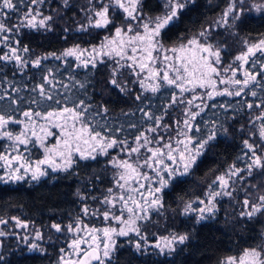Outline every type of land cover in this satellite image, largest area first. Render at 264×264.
<instances>
[{
	"label": "snow or ice",
	"instance_id": "6c2138e0",
	"mask_svg": "<svg viewBox=\"0 0 264 264\" xmlns=\"http://www.w3.org/2000/svg\"><path fill=\"white\" fill-rule=\"evenodd\" d=\"M195 2L157 0L156 7L162 11L153 16L145 14V0H88L87 6L81 9L86 22L78 24L76 31L91 34L90 29H106L110 35H104L99 44L87 48L75 45L59 54L48 52L36 56L34 49L23 43L22 33L25 29L53 31V15H45L40 7L45 0H27L23 11L20 5L24 0H0V71L12 65L15 72L23 76L30 68L43 71L44 61L61 60L67 64L69 57L76 61V68L83 69H97L99 65L112 61L107 83L113 89L129 95L128 84L136 83L142 91L134 99L141 101L144 93L156 94L163 87H168L177 90L171 95L169 107L184 105L182 118L174 121L175 127L164 123V115L138 107L143 118L151 124L135 134L130 142L128 138L117 135L121 129L94 124L93 105L85 98L67 95L70 86L55 77V69L48 68L46 74H42L41 82L31 88L36 95L29 103L36 104L38 110L29 107L21 111L19 115L23 119L0 112V140L8 142L7 147L0 150V185L28 180L39 182L49 176V170L76 175L80 162H85L87 166L86 162L96 161L100 156L109 157L112 167L117 169L113 187L107 189V194L100 199L92 197L98 207L86 203L88 195L77 189V196L84 202L82 216L77 215L66 225L51 224L55 233L71 234L72 237L67 243V250L64 247L59 249L58 264H111L119 237H137L128 243L133 245L138 255H144L151 248L156 250L157 256L163 255L165 259L177 251V245L189 241L188 233H176L161 236L154 244H148L146 225L152 221L153 213H159L164 208V189L186 183L184 178L199 169L203 163L201 157L215 146L219 132L227 133L228 129L215 120L210 127L207 121L201 127L197 118L209 107H216L208 102L221 96L250 94L256 97L257 92L252 85L260 84L257 77L264 73V60L260 59L264 57V34L255 40L240 38L243 49L231 63L222 58L221 46L212 42L213 33L221 28L229 29L232 36L238 37L235 29L243 23L246 11H255L264 18V0H251L250 3L249 0H228L213 25L203 28L186 42L165 45V30L178 27L186 10H191L189 5ZM62 7H72L70 0H63ZM14 14L16 22L12 23ZM63 31L66 33L69 29ZM257 64L258 72L246 67H256ZM126 76L135 79L126 80ZM70 78L75 80L71 74ZM58 84L64 89V94L59 93ZM76 86L83 90L85 97L88 95L87 81H76ZM246 89L249 90L247 93ZM4 98L0 96V99ZM8 99L18 105L17 99L11 96ZM20 100L24 98L20 97ZM43 102L50 103L45 105ZM219 107L227 111L226 105L220 104ZM246 107L249 110L253 107L264 109V103H247ZM164 111L167 112V108ZM107 112V107L99 105L95 115ZM255 121H261L259 143L243 140L246 151L238 157L243 166L236 163L229 165L212 180L202 195L184 204L181 215L192 216L196 224L215 219L219 199L234 198L233 194L241 190L238 186L243 185V190L247 192L251 186L257 195L253 201L248 198L252 194H246L242 200L240 220L245 224L253 220L262 222L264 188L251 181L245 182V175H242L246 173L247 177H251L255 171L264 177V110L255 116ZM10 124L22 125V129L14 133L9 130ZM130 127L136 128L137 125ZM53 129L58 131L53 132ZM49 137H55L51 144L48 143ZM33 149L42 156H35ZM112 150L126 158L111 156ZM149 172L154 175H149ZM13 219L17 227H28L19 219ZM86 219L101 220L105 226L86 223ZM7 223V220L0 219V224ZM5 235L0 231V237ZM33 239H43L39 230ZM28 249L42 254L45 252L34 242L28 244ZM217 264H264V231L259 244L244 248L239 255L226 256Z\"/></svg>",
	"mask_w": 264,
	"mask_h": 264
},
{
	"label": "trees",
	"instance_id": "16d2710c",
	"mask_svg": "<svg viewBox=\"0 0 264 264\" xmlns=\"http://www.w3.org/2000/svg\"><path fill=\"white\" fill-rule=\"evenodd\" d=\"M62 2L63 0H45V3L40 6L45 15H53V31L35 32L25 29L22 33L23 43L34 49L36 56L48 52L59 54L75 45L87 48L93 44H99L104 35H110L106 29H90L91 34L76 31L78 24L86 22L85 13L81 9L87 6L88 0H70L72 7L67 9L62 7ZM227 2L228 0H196L195 4L189 5L191 10H186L178 27L172 28L171 31L165 30L167 34L163 42L166 46L186 42L203 28L213 25L224 11ZM145 4L144 12L147 15H158L162 11L156 7L157 0H145ZM26 5L27 0H24V3L20 5L22 11ZM11 22H16L15 14ZM65 28L69 29L66 33L63 31ZM235 31H238V37L232 36L230 30L225 28L213 33L212 42L221 46L222 58L227 63H231L242 50L240 38L254 40L259 38L260 34H264L262 14L246 11L243 23L239 24ZM43 63L45 65L43 71L30 68L23 76L15 72L12 65H7L3 71H0V96L5 97L0 99V112L23 119L19 115L21 111L29 107L38 110L36 104L29 103L30 99L36 95L31 92V88L41 82L42 74H46L48 68H52L55 69V77L70 86L67 95L85 98L93 105L94 124L99 123L112 129H121L117 135L120 138H128L130 142L135 134L151 124V121L143 118L138 107H145L156 115H164V123L171 124L173 127H175L174 121L182 118L183 104L169 107L171 95L175 91L172 88L163 87L156 94L144 93L141 101L134 99V96L142 91L136 83L128 84L131 90L129 95L113 89L107 83L112 61L99 65L97 69L76 68V61L71 57L67 58V64L64 61L52 59ZM68 65L72 67L69 68ZM70 74L75 77V80L70 78ZM125 79L134 80L135 78L126 76ZM76 81L88 82L86 97L83 95V90L76 86ZM57 88L60 94H64L61 85L58 84ZM14 89L20 91L16 92ZM9 96L17 99L18 105L13 104L8 99ZM20 97L24 100L21 101ZM215 102L216 100L210 101V104ZM48 103L50 102H43L45 105ZM99 105L108 108L107 114L95 115ZM229 107H231L230 101ZM166 108L167 112L164 111ZM208 112L212 110L208 109ZM231 114L228 111L224 112L220 118L215 116L209 119V127L215 120L228 129L227 133L222 130L219 132L218 139L214 142L215 146L201 157L203 163L200 164L199 169L191 176L184 178L186 183L179 187L170 185L164 189L162 193L164 208L159 213H153L152 221L146 225L148 243H154L161 236L176 233H188L189 241L183 245H177V251L165 259L163 255L157 256L155 249L151 248L144 255L136 254L133 245L128 243L129 240L138 239L135 236L119 238L111 264H217L218 260L226 256L239 255L244 248L259 244L261 232L264 231V218H261V223H257L256 220L247 224L243 223L239 217L242 211L239 207L243 206L242 200L239 203L226 197L219 199L215 219L200 224H196L192 216L180 214L184 204L202 195L212 180L223 173L229 165L236 163L243 166V162L238 160V157L246 151L243 145L244 139L259 143L250 137L247 131V119L240 117L238 132L236 121L230 118ZM205 118V113L197 118L202 128ZM132 124L137 127H130ZM8 127L14 133L22 129V125L19 124H10ZM52 131L55 132L54 129ZM149 135L152 134L149 133ZM7 143L0 140V150L7 147ZM32 151L35 156H42L39 151L35 149ZM111 156L126 158L116 150H112ZM86 163L87 166L85 162H80L76 175L49 172V176L42 178L39 182L28 180L0 185V219L8 221L7 224H0V231L6 233L5 236L0 237L2 243L0 256H3L0 264H58L61 255L59 249L64 247L67 250V243L72 237L71 234L55 233L51 224L66 225L77 215L82 216L81 207L84 202L77 196V189L88 195L86 203L92 207H98L96 200L92 197L100 199L107 194L109 187H113V178L117 169L112 167L109 157L100 156L96 161ZM145 171L148 170L145 169ZM149 175L154 173L149 172ZM242 175H245V182L251 181L264 188V177L258 172L254 171L251 177H247L246 173ZM247 193L252 194L248 197L249 199L257 195L256 190L251 186L247 188ZM13 218L26 223L28 227L26 229L17 227ZM85 222L100 227L105 226L101 220L86 219ZM37 230L42 234V240L33 239ZM33 242L45 252L42 254L39 251H30L28 244Z\"/></svg>",
	"mask_w": 264,
	"mask_h": 264
},
{
	"label": "flooded vegetation",
	"instance_id": "af4514ba",
	"mask_svg": "<svg viewBox=\"0 0 264 264\" xmlns=\"http://www.w3.org/2000/svg\"><path fill=\"white\" fill-rule=\"evenodd\" d=\"M258 39V38H256ZM255 40V39H254ZM261 60H264V57L260 58ZM250 71L252 72H258L259 71V64L256 65V67H251L250 65L246 66ZM238 78L243 79L241 75H238ZM264 73H261L260 76L257 77V80L260 81V84L252 85V88L257 92L256 97H252L250 94L243 95L241 97H227V96H221L216 98V102L214 103L216 107H209L208 109H211L212 112H208V109L205 110V121H209V119H213V117L220 118L224 115V112L230 111L231 119L235 120L237 123L236 130L240 131V117L243 116L248 121V129L250 137L255 139L256 141H259L258 139V130L259 126L261 124V121H255V116L258 115L262 110L261 108L253 107L251 110H249L246 105L247 103L255 104H261L264 103ZM223 87V86H222ZM249 90L246 89L245 92L247 93ZM229 101L231 102V107H229ZM209 105L210 101L208 102ZM224 103V105L227 106V111H225L224 108L219 107L220 104ZM210 115V118H209ZM216 118V119H217ZM207 119V120H206ZM255 121V122H253ZM209 123V122H208ZM118 242V240H117ZM1 243V240H0ZM2 246V243H1ZM114 254V253H113Z\"/></svg>",
	"mask_w": 264,
	"mask_h": 264
},
{
	"label": "rangeland",
	"instance_id": "374dc122",
	"mask_svg": "<svg viewBox=\"0 0 264 264\" xmlns=\"http://www.w3.org/2000/svg\"><path fill=\"white\" fill-rule=\"evenodd\" d=\"M255 12V11H254ZM256 13V12H255ZM221 16V15H220ZM173 46V45H172ZM243 49V48H242ZM242 51V50H241ZM234 59V58H233ZM222 87V86H221ZM175 90V89H174ZM175 91H177V90H175ZM189 95V94H188ZM55 130V132H57L58 130H56V129H54ZM55 141V137H49L48 138V143L49 144H51V143H53ZM49 172H51V170H49ZM238 187H240L241 188V190L240 191H238V192H235L234 194H233V197L234 198H230V199H232L233 201H235L236 200V202H239V203H241L240 201L241 200H243L244 198H245V196H246V194H247V192L245 191V190H243V185H240V186H238ZM226 198H228V197H226ZM255 198L256 197H252V198H250V199H252L253 201H255ZM239 209H242L243 210V206L242 207H239ZM112 226H117V225H115V224H113ZM170 236V235H169ZM119 238H121V239H125L126 237H119ZM119 238H117V240L119 239ZM157 241V240H156ZM155 241V242H156ZM154 242V243H155ZM154 243H148V244H154ZM156 251V250H155Z\"/></svg>",
	"mask_w": 264,
	"mask_h": 264
},
{
	"label": "water",
	"instance_id": "95a60500",
	"mask_svg": "<svg viewBox=\"0 0 264 264\" xmlns=\"http://www.w3.org/2000/svg\"><path fill=\"white\" fill-rule=\"evenodd\" d=\"M0 252H1V243H0Z\"/></svg>",
	"mask_w": 264,
	"mask_h": 264
}]
</instances>
